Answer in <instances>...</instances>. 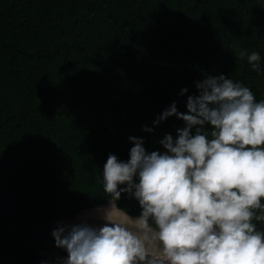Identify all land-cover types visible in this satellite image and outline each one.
I'll list each match as a JSON object with an SVG mask.
<instances>
[{"label": "trees", "instance_id": "16d2710c", "mask_svg": "<svg viewBox=\"0 0 264 264\" xmlns=\"http://www.w3.org/2000/svg\"><path fill=\"white\" fill-rule=\"evenodd\" d=\"M241 49L260 53L259 73ZM220 74L264 100L260 0H0V264H45L56 223L113 201L109 154L128 160L131 136L164 151L154 133L185 125L157 116L173 102L186 112L196 82ZM83 95L115 120L75 113ZM113 202L141 214L127 192Z\"/></svg>", "mask_w": 264, "mask_h": 264}, {"label": "clouds", "instance_id": "9594fccd", "mask_svg": "<svg viewBox=\"0 0 264 264\" xmlns=\"http://www.w3.org/2000/svg\"><path fill=\"white\" fill-rule=\"evenodd\" d=\"M239 56L261 71L259 52ZM196 87L186 112L173 102L153 122H184L175 138L159 140L164 151L148 152L143 138L131 136L129 159L109 154L104 164L112 200L127 192L139 202L138 230L106 217L102 226L62 222L52 232L67 253L62 264H141L153 241L162 259L148 264H264V231L253 223L264 220V100L223 74Z\"/></svg>", "mask_w": 264, "mask_h": 264}, {"label": "rangeland", "instance_id": "374dc122", "mask_svg": "<svg viewBox=\"0 0 264 264\" xmlns=\"http://www.w3.org/2000/svg\"><path fill=\"white\" fill-rule=\"evenodd\" d=\"M262 6L264 7V0H260ZM75 113H82L87 120L91 122H101V123H111L115 120V117L109 112L106 103L97 96L83 95L81 99L78 100L75 107L72 109ZM162 137L159 133H154V145L157 148H162L159 144V140ZM107 218L108 221L119 223L129 230L136 232L137 229V217L130 216L125 212L119 210L115 203L111 201L106 206L97 207L94 209L86 210L76 216L75 218L68 221H60L55 224V228L60 223H77V222H87L92 225L102 226ZM54 228V229H55ZM158 242L153 241L148 245V255L145 261L141 264H148V261L152 258L162 259L160 255V250L158 248ZM67 256V253L55 245V239L50 243V248L44 253L45 264H62V259Z\"/></svg>", "mask_w": 264, "mask_h": 264}]
</instances>
